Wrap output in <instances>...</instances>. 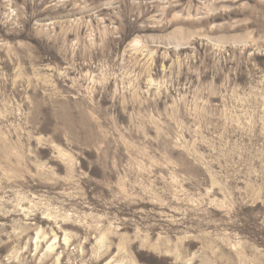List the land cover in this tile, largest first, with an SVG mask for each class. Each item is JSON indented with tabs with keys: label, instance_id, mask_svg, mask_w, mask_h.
Masks as SVG:
<instances>
[{
	"label": "rangeland",
	"instance_id": "374dc122",
	"mask_svg": "<svg viewBox=\"0 0 264 264\" xmlns=\"http://www.w3.org/2000/svg\"><path fill=\"white\" fill-rule=\"evenodd\" d=\"M0 264H264V0H0Z\"/></svg>",
	"mask_w": 264,
	"mask_h": 264
}]
</instances>
